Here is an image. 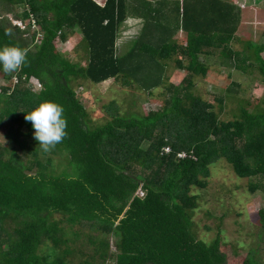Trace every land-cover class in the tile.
<instances>
[{
	"label": "trees",
	"instance_id": "16d2710c",
	"mask_svg": "<svg viewBox=\"0 0 264 264\" xmlns=\"http://www.w3.org/2000/svg\"><path fill=\"white\" fill-rule=\"evenodd\" d=\"M197 1L185 0L181 12L179 4L152 0H0V47L28 52L19 71H0L7 80L0 85V264H232L220 234L210 243L199 237L193 189L207 186L210 165L222 158L241 177L264 178V107L241 100L239 117L223 120L196 93L195 79L210 71L201 54L222 46L230 66L245 72L257 64L264 76V44L248 39L243 51L233 50L240 8L201 0L204 16L189 21ZM132 14L144 25L119 54V31ZM179 30L187 31L186 43L174 39ZM77 31L85 65L56 45ZM174 60L186 77L164 108L122 114L113 101L107 123L90 122L79 80L115 79L150 92L165 84ZM43 101L60 104L67 119L66 138L50 151L25 120ZM85 225L100 232L90 235L91 254L74 246ZM233 261L264 264L252 251Z\"/></svg>",
	"mask_w": 264,
	"mask_h": 264
},
{
	"label": "rangeland",
	"instance_id": "374dc122",
	"mask_svg": "<svg viewBox=\"0 0 264 264\" xmlns=\"http://www.w3.org/2000/svg\"><path fill=\"white\" fill-rule=\"evenodd\" d=\"M95 1L103 4L106 0ZM170 1L172 4L183 6V0ZM228 1H234L242 8V20L238 31L230 35L231 48L235 51H243L245 41L248 39L264 44V0ZM131 16L133 17V15ZM15 23L21 24L19 21H15ZM143 25L144 21L140 18H129L122 24L117 40L119 54H122L127 46L132 44L140 34ZM33 29H36L35 26ZM175 37L176 40L184 41L185 34L177 32ZM82 38L83 34L77 31L67 42L58 39L56 45L64 56L85 65L88 51ZM222 51L223 46L212 52L201 54V59L210 64V71L206 77H196L195 91L215 105V111L221 119L230 121L239 117L241 100H248L249 108L252 110L257 106L264 107V76L257 64L245 72L230 66L231 58L224 56ZM262 56L264 58V52ZM175 63V60L172 61L168 67L165 84L150 92L140 89L138 85L125 86L122 81L115 79H109L99 84L79 80L76 89L90 115V122L95 125L107 123L111 116L106 106L113 101L118 103L122 114L129 112L149 114L164 108L168 104L169 97L174 93L175 86H182L186 77L184 70L178 69ZM236 63L240 64L238 59H236ZM16 81L15 78L13 85ZM36 83L38 84L37 81ZM4 84H7V80L0 77V85ZM36 88L39 90L40 85L38 84ZM5 130L6 128L1 129V134ZM64 167V162L58 159L55 168L61 170ZM207 181L205 188L195 187L193 189L200 199L194 217L199 237L210 243L220 234L223 239L221 246L226 249L232 264L237 262L233 261L235 258L250 251L264 262L262 216V212H264V178L260 176L241 177L232 164L226 158H222L210 165V176L207 177ZM78 228L79 226L75 227V229ZM79 232L81 234L77 239L71 234L69 235L76 240L74 246L76 248L84 246L85 251L91 254L94 251L89 241L90 235L100 232L91 229L88 225L82 226ZM108 238L112 242V250L115 251V237L111 235Z\"/></svg>",
	"mask_w": 264,
	"mask_h": 264
},
{
	"label": "clouds",
	"instance_id": "9594fccd",
	"mask_svg": "<svg viewBox=\"0 0 264 264\" xmlns=\"http://www.w3.org/2000/svg\"><path fill=\"white\" fill-rule=\"evenodd\" d=\"M104 4L105 2L102 5ZM181 12H183V6H181ZM27 56V50L22 47L15 45L0 47V71L5 73L19 71L27 63ZM25 120L31 122L34 139L44 151L54 149L67 136V119L64 116V108L54 101L41 102L31 112L26 113ZM166 149L170 151L167 152ZM165 152L171 153L172 150L170 147H165ZM178 156L186 157V153L180 152Z\"/></svg>",
	"mask_w": 264,
	"mask_h": 264
},
{
	"label": "crops",
	"instance_id": "0c3cea01",
	"mask_svg": "<svg viewBox=\"0 0 264 264\" xmlns=\"http://www.w3.org/2000/svg\"><path fill=\"white\" fill-rule=\"evenodd\" d=\"M131 2H133V0H129ZM153 3L155 4L156 7H161L165 4H169L171 1L170 0H152ZM185 1V0H184ZM227 1V0H226ZM232 2V1H231ZM233 5L237 6L236 3H234V1L232 2ZM204 6H205V2H204ZM200 7V8H199ZM201 7H203V5L201 4V0H198L196 2V7H195V11H193V9L190 11L189 13V21H194L195 19H197V21H199L200 19H202V17L204 16V14L202 13H199V10L201 9ZM238 7V6H237ZM240 10L242 11V8L240 7ZM134 15V14H132ZM242 15V14H241ZM129 18H134V19H139V18H136V17H132V16H129ZM178 32H180L181 34H185V37H184V41H180V43H183L185 42L187 39V31L185 30H179ZM174 39L176 40V37L174 36ZM179 41V40H178ZM186 43V42H185Z\"/></svg>",
	"mask_w": 264,
	"mask_h": 264
},
{
	"label": "built area",
	"instance_id": "2783aa9c",
	"mask_svg": "<svg viewBox=\"0 0 264 264\" xmlns=\"http://www.w3.org/2000/svg\"><path fill=\"white\" fill-rule=\"evenodd\" d=\"M167 152H169L170 150L169 149H166Z\"/></svg>",
	"mask_w": 264,
	"mask_h": 264
}]
</instances>
